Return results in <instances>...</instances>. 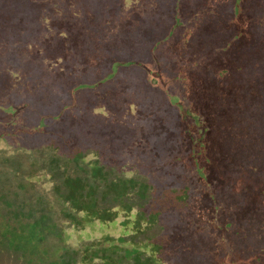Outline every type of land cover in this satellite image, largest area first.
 Wrapping results in <instances>:
<instances>
[{
    "label": "trees",
    "instance_id": "1",
    "mask_svg": "<svg viewBox=\"0 0 264 264\" xmlns=\"http://www.w3.org/2000/svg\"><path fill=\"white\" fill-rule=\"evenodd\" d=\"M0 141V264H264V0H0Z\"/></svg>",
    "mask_w": 264,
    "mask_h": 264
},
{
    "label": "rangeland",
    "instance_id": "2",
    "mask_svg": "<svg viewBox=\"0 0 264 264\" xmlns=\"http://www.w3.org/2000/svg\"><path fill=\"white\" fill-rule=\"evenodd\" d=\"M11 150H13L11 147H9V146H7L3 141H0V154H2L3 155V153H2V151L4 152V153H8L9 151H11ZM22 151L23 152H26V150H23V149H17V151L15 150L14 152H12V153H14V154H16V155H18V154H21L22 153ZM29 151V150H28ZM11 153V152H10ZM24 165H26L25 163H24ZM0 167H1V164H0ZM22 193H19V195L16 197V198H20V195H21ZM6 262H8L9 260L8 259H4Z\"/></svg>",
    "mask_w": 264,
    "mask_h": 264
}]
</instances>
